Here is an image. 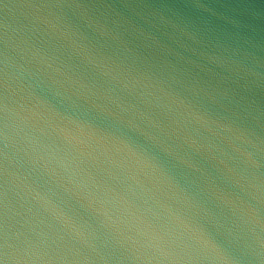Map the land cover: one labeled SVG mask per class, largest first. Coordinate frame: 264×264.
Returning <instances> with one entry per match:
<instances>
[{"label": "water", "instance_id": "95a60500", "mask_svg": "<svg viewBox=\"0 0 264 264\" xmlns=\"http://www.w3.org/2000/svg\"><path fill=\"white\" fill-rule=\"evenodd\" d=\"M0 264H264V0H0Z\"/></svg>", "mask_w": 264, "mask_h": 264}]
</instances>
